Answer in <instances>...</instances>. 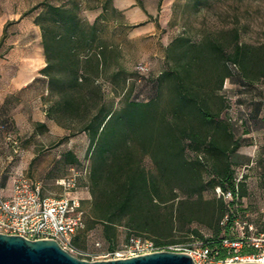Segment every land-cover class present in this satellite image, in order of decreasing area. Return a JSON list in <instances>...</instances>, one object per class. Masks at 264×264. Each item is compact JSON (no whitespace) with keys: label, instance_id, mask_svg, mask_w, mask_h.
<instances>
[{"label":"trees","instance_id":"16d2710c","mask_svg":"<svg viewBox=\"0 0 264 264\" xmlns=\"http://www.w3.org/2000/svg\"><path fill=\"white\" fill-rule=\"evenodd\" d=\"M40 5L34 23L41 29L46 59L40 70L51 101L46 117L72 135L86 133L90 142L92 198L83 236L101 225L113 252L119 227L128 231V239L146 238L160 248L176 243L166 240L176 227L186 228L200 235L212 254L218 252L217 258H225L221 241L232 236V206L246 190L236 182L233 167L242 143L222 116L228 99L221 91L233 76L230 65L246 82L264 78V43L245 44L237 29L229 33L232 45L222 36L194 43L176 37L167 48L172 64L156 78V95L146 102L126 96L113 109L99 80L111 55L99 46L97 18L87 25L65 5ZM63 156L68 164H79L73 152ZM216 188L220 196L203 198ZM228 192L229 202L223 197ZM198 224L213 230V236L204 238L193 227ZM79 241L76 233L77 247Z\"/></svg>","mask_w":264,"mask_h":264},{"label":"rangeland","instance_id":"374dc122","mask_svg":"<svg viewBox=\"0 0 264 264\" xmlns=\"http://www.w3.org/2000/svg\"><path fill=\"white\" fill-rule=\"evenodd\" d=\"M8 1L0 0L2 17L23 15L0 28V59H4L11 49L18 48V58L21 60L25 55L22 50L27 43L31 44V48L33 45L41 46V34L29 30L31 19L43 9L41 3L72 8L76 10L79 20L87 25H92L97 18L99 46L107 47L111 55L99 80L106 93V104L113 109L120 107L126 96L134 101L146 102L156 95V78L172 64L167 48L176 37L182 36L194 43L208 36H222L232 45L229 33L237 29L240 41L245 44L258 46L264 43V0H162L156 19L161 23L160 29L154 36L139 37L133 36L131 27L119 22L123 20L122 15L111 9L112 0ZM140 65L146 68L144 76L138 74L137 67ZM230 66L233 76L225 79L221 91V95L228 99V107L222 116L230 120L235 138L242 143L236 152L239 164L233 168L236 182L244 183L246 190V194L236 199L232 206L236 218L231 234L235 236L243 221L264 228V123L261 121L264 115V78L246 82L240 78L238 68ZM26 89L30 90L31 87ZM50 102L48 96L44 110H47ZM2 111L0 108V167L4 168L3 174L6 177L15 172H23L30 177L36 174L40 180L45 179L44 173L48 170V173L53 171L66 177L77 174L79 179L75 196L79 198L83 210L87 211L92 198L88 186V135L84 132L72 135L71 131L54 120L48 121L47 127H39L37 122L27 123L23 118L19 123L14 121L12 128L5 130ZM68 151L73 152L79 164L67 163L63 155ZM59 155L60 160L55 162V157ZM147 164L151 167L150 161ZM218 189L214 193L205 192L203 198L211 199L213 194L218 197L221 194ZM224 199L228 202L232 200L231 197ZM193 227L204 238L213 236V230L203 225ZM83 228L84 225L77 231L81 245L78 249L82 253L77 257L87 261L107 260L104 255L112 251L103 238L102 226L97 225L87 236H83ZM117 231L113 258L115 253L125 249L130 240L125 228L119 227ZM166 240L176 243L159 247V250L191 254L204 246L200 235L186 228L176 227Z\"/></svg>","mask_w":264,"mask_h":264},{"label":"built area","instance_id":"2783aa9c","mask_svg":"<svg viewBox=\"0 0 264 264\" xmlns=\"http://www.w3.org/2000/svg\"><path fill=\"white\" fill-rule=\"evenodd\" d=\"M137 68L138 74L144 76L146 68L141 65ZM1 175L0 169V177ZM58 184L65 190V195H46L41 182L33 180L23 172L12 174L10 195L4 196L0 193V234L21 236L32 241L56 240L72 255L82 256L74 244V236L83 226L85 211L79 198L71 193L77 189L78 175L61 178ZM223 197H231V194L228 192ZM239 225L237 235L228 236L221 241L227 252L225 258H217L218 252L212 254L203 246L190 254L195 263L264 264V228L254 227L247 221ZM158 250L159 247L149 239L135 237L129 240L121 253H115L114 258L140 256ZM104 258L113 259V252L104 255Z\"/></svg>","mask_w":264,"mask_h":264},{"label":"crops","instance_id":"0c3cea01","mask_svg":"<svg viewBox=\"0 0 264 264\" xmlns=\"http://www.w3.org/2000/svg\"><path fill=\"white\" fill-rule=\"evenodd\" d=\"M7 1L8 0H3ZM162 0H112L111 9L115 13L121 14V24L125 23L132 28L133 36L139 37L143 35H156L160 29V21L156 20L159 15V9ZM22 13L18 15L5 16L0 15V28L10 20H19ZM31 27L41 34L40 28L31 19ZM18 48L11 49L4 59H0V108L4 113L2 120L4 129L12 128L15 121L19 123L22 118L28 123L34 122L48 126L46 117V99L48 98V80L40 73V70L46 65V59L42 46L27 43L23 52V59L18 58ZM33 51V52H31ZM22 69L19 70V67ZM31 87L30 90L26 89ZM41 107L43 109H41ZM21 110V111H20ZM61 156L55 157V162L60 160ZM2 175L0 177V193L9 196L12 187V175L5 176L3 174V166L0 167ZM49 171V170H48ZM46 171L45 179L40 180L36 174L31 178L42 183L44 193L46 195H65V190L58 184V180L66 176L57 173H48ZM63 174V173H62ZM30 177V176H29ZM76 189L71 193L75 195Z\"/></svg>","mask_w":264,"mask_h":264},{"label":"water","instance_id":"95a60500","mask_svg":"<svg viewBox=\"0 0 264 264\" xmlns=\"http://www.w3.org/2000/svg\"><path fill=\"white\" fill-rule=\"evenodd\" d=\"M0 264H196L188 253L155 251L140 256L87 261L64 250L56 240H28L0 234ZM241 264H262L244 262Z\"/></svg>","mask_w":264,"mask_h":264}]
</instances>
